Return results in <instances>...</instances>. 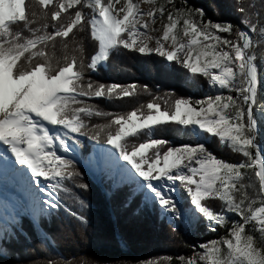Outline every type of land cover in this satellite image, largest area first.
I'll list each match as a JSON object with an SVG mask.
<instances>
[{
	"label": "snow or ice",
	"instance_id": "1",
	"mask_svg": "<svg viewBox=\"0 0 264 264\" xmlns=\"http://www.w3.org/2000/svg\"><path fill=\"white\" fill-rule=\"evenodd\" d=\"M141 4L150 7L145 11ZM255 8V0L238 8L245 14V31L205 19V12L187 6V0L181 7L176 0H125L119 8L113 0H0V162L10 155L26 166L40 204L57 209L59 192L69 190L66 181L88 189L78 182L73 160L58 154L74 151L85 137L107 148L108 159L120 165L143 204L174 228L191 229L203 220L212 232L227 230L219 239L193 246L191 256L177 257L179 264H264V153L254 116L260 78L251 52L255 44L264 45V26L258 27L261 13ZM74 29L90 30L98 42L90 57ZM154 31L161 35L153 37ZM121 49L175 62L206 77L215 93L198 100L165 99L163 110L157 97L126 113L101 111L89 101L138 95L136 84H105L89 76ZM94 117L104 122L93 124ZM165 125L194 142L173 146L157 138ZM200 136L216 138L243 158L238 163L218 158ZM208 201L222 202L220 211ZM229 214L239 219L229 220ZM164 260L173 264L171 257L147 264Z\"/></svg>",
	"mask_w": 264,
	"mask_h": 264
},
{
	"label": "trees",
	"instance_id": "2",
	"mask_svg": "<svg viewBox=\"0 0 264 264\" xmlns=\"http://www.w3.org/2000/svg\"><path fill=\"white\" fill-rule=\"evenodd\" d=\"M160 2L163 3L164 0ZM248 2L249 0H240V3L237 0H187V6L202 9L206 14L205 19L229 23L247 31L242 23L245 14L240 13L238 8ZM181 6L182 0H176V7ZM255 11L261 13L258 27L264 26V6ZM256 19L253 17V22ZM13 29L19 30L15 25ZM74 33L76 40L82 42L86 56L90 57L97 51V41L90 36V30L78 32L74 29ZM24 35L28 33L25 31ZM72 35L69 37V54L73 47ZM251 52L257 57L255 63L260 78L254 108V116L258 121L257 143L264 153V111H261V106H264V45L255 44ZM56 54H63L59 38ZM89 76L92 80L105 84L138 86V95L134 97L89 101L99 110L107 112L126 113L157 97L160 98L158 102L163 110L165 99H203L208 88L205 77L199 74L194 76L175 62H167L156 54L145 55L123 49L113 52L107 62L98 71L90 72ZM145 86L147 91L143 90ZM103 122V118L96 117L91 121L93 124ZM156 137L170 141L173 146L194 142L182 131H177L174 125L161 126ZM82 138L77 149L79 158L84 163L98 144ZM204 139L209 151L218 158L232 163H238L243 158L221 146L216 138L206 139L204 136ZM73 162L81 174L78 182L86 183L88 189H79L66 181L65 187L69 190L59 192V208L50 209L48 213L39 216L38 227L27 214H20L18 221L9 224L0 235V264H48L50 260L73 261L74 264H147L148 261H162L165 257H171L173 264H179L177 257L192 255L195 239L208 241L227 234L226 229L219 227L216 232H209L203 220L195 226L192 234H188L182 226L174 228L166 220L159 218L158 211L145 206L142 197L133 192L130 184L113 187L114 180L111 176L105 174L98 177L80 162ZM81 200L83 205L79 203ZM208 203L214 210L220 211L222 202ZM78 216H83L84 221L77 219ZM228 219L238 220L239 217L229 214ZM163 264H167V261L164 260Z\"/></svg>",
	"mask_w": 264,
	"mask_h": 264
},
{
	"label": "rangeland",
	"instance_id": "3",
	"mask_svg": "<svg viewBox=\"0 0 264 264\" xmlns=\"http://www.w3.org/2000/svg\"><path fill=\"white\" fill-rule=\"evenodd\" d=\"M249 2H252V0H249ZM113 3H114V5H115V7L116 8H119V7H121L124 3H125V0H120V3L119 4H117L116 2H115V0H113ZM255 3H256V10L258 9V10H260L261 9V7L262 6H264V2H262V0H255ZM149 7H150V5H148V4H141V9L142 10H148L149 9ZM155 27H157V28H160L161 27V22L158 20L157 21V25L155 26ZM150 35H152L153 37H158V36H160L161 35V32H159V31H154V32H150ZM150 46H152V47H154L155 46V40H153V41H151L150 42ZM97 50H98V42H97ZM152 54H155V53H152ZM157 55V54H156ZM180 66V65H179ZM182 67V66H181ZM205 79L207 80V78L205 77ZM215 93V89H213V88H210L209 86H208V88H207V90H206V93H205V95H204V98L208 95V94H214ZM199 139L201 140V141H204V142H206L205 141V139H204V136H200L199 137ZM100 147V145H95L94 146V148L92 149V151H91V153H90V156L88 157L89 159L86 161V164H87V168L92 172V173H94V175H96V176H101V175H108V176H111L112 178H113V186H121V185H123V184H127L128 182H127V180H126V177H125V175H124V179L123 180H119L118 179V175H119V173H118V171H119V169H121V167H120V165L117 163V162H115L116 164L114 165V164H112V162L111 161H109V159L107 158V156L105 157V159H99V158H97L98 156H99V148ZM97 148V149H96ZM95 152V154H96V156L97 157H95L96 158V160L98 161H96L95 159H93V153ZM107 155V154H106ZM73 157V156H72ZM74 159H75V157H74ZM73 160V159H72ZM75 160H77V159H75ZM74 160V161H75ZM101 160V161H100ZM80 163H81V161H80ZM83 166V165H82ZM86 168V169H87ZM87 169V170H88ZM25 171V173H27L26 172V170H24ZM120 172H123V174H124V171L121 169V171ZM43 182V181H42ZM29 184H31V185H33L31 182H30V180H29ZM129 184V183H128ZM35 189L33 188V193L35 194V191H34ZM177 195L179 196V198L181 199V201H182V203H186V201H184V196H185V193H183V192H179V193H177ZM38 196H39V194H38ZM36 199V204H35V209H37L36 210V215L38 214V216H33V217H35L34 219H36L37 220V218L39 217V216H41V215H43V214H46V213H48L49 211H50V209H46V208H43V206L40 204V202H39V199H38V197L37 198H35ZM21 205V210H20V212L18 213V214H15V215H13V216H7V217H5V218H2V216H1V214H0V219H1V221L3 220L4 221V219H7V218H10V220H9V222L12 220V222H10V223H8V224H1L0 223V235L2 234V232H4L6 229H7V227L9 226V224H14V223H16L17 221H18V217H19V215L20 214H24V213H28V214H30V211H31V209H28L27 210V206H24V205H22V204H20ZM27 207V208H26ZM5 212H7V210L5 211ZM26 215V214H25ZM31 215V214H30ZM28 216V215H27ZM29 217V216H28ZM159 218L161 219L162 217L159 215ZM29 219L38 227L39 226V224L37 223V221H35V220H33L32 218H30L29 217ZM164 220H166V222L167 223H170L167 219H165V218H163ZM4 223V222H3ZM185 230H186V232L188 233V234H192L193 233V230H194V228L195 227H193V228H191V229H186L184 226H182ZM209 232H212V231H210L209 230ZM42 233H43V231H42ZM44 237L48 240V242H50L51 243V241H50V239H49V237L48 236H46L45 234H44ZM210 240H208V241H204L203 239H195L194 240V246H198V245H200V244H202V243H207V242H209ZM197 251H202V249H199V248H197L196 249Z\"/></svg>",
	"mask_w": 264,
	"mask_h": 264
},
{
	"label": "bare ground",
	"instance_id": "4",
	"mask_svg": "<svg viewBox=\"0 0 264 264\" xmlns=\"http://www.w3.org/2000/svg\"><path fill=\"white\" fill-rule=\"evenodd\" d=\"M6 147V146H5ZM97 149V148H96ZM99 149V156L97 157L96 156V154H95V152L93 153V159H95L96 160V158L95 157H97V158H99V159H105V157L107 156L106 155V152H107V148H105V149H101V147H99L98 148ZM71 153H72V151H70L69 153H67V154H64V153H62V152H60V153H58V154H60V155H62V156H67V157H69V156H71ZM107 158H108V156H107ZM97 161V160H96ZM101 161V160H100ZM109 161H111L112 162V164H116L115 163V161L114 160H109ZM98 162V161H97ZM26 166H20L19 164H16V163H14V157H11L10 155H9V157L7 158V160H6V162H0V177L1 176H3V179H5L4 178V176L6 177V176H17L18 178H19V180H20V182L22 183V186H23V193L27 196V200H28V202H27V204L25 205L24 203H20V202H18V205L17 206H19L20 207V209H21V205L20 204H22V205H24V206H27L28 207V209H31V211H30V214L32 215V216H35L36 215V210L37 209H35L34 207H35V202H36V199L35 198H37L38 197V194L37 193H33V188H34V185H31V184H29V178H30V175H31V173L29 172H27V170H26V168H25ZM13 169V170H12ZM24 170H26V172L27 173H25V171ZM121 171V169H119V171H118V173H119V175H118V179L119 180H123L125 177H124V174H123V172H120ZM94 174V173H93ZM1 179V178H0ZM8 189L9 188H4L3 187V183L2 182H0V206H2V207H4V208H6V206H7V201H6V199H4L5 198V196H7V193H8ZM35 191V190H34ZM10 193H12L11 191H9ZM4 216V215H3ZM10 216H13V215H10ZM9 216V217H10ZM38 216V215H37ZM4 218V217H3ZM35 221H37L36 219H34ZM4 223H1V224H6V222L5 221H3Z\"/></svg>",
	"mask_w": 264,
	"mask_h": 264
}]
</instances>
